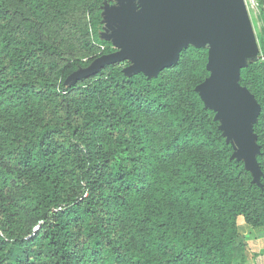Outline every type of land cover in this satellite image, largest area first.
Wrapping results in <instances>:
<instances>
[{
  "label": "trees",
  "instance_id": "1",
  "mask_svg": "<svg viewBox=\"0 0 264 264\" xmlns=\"http://www.w3.org/2000/svg\"><path fill=\"white\" fill-rule=\"evenodd\" d=\"M108 1L0 0V264H244L238 219L264 237V29L239 79L256 182L195 91L207 49L68 81L113 53Z\"/></svg>",
  "mask_w": 264,
  "mask_h": 264
},
{
  "label": "water",
  "instance_id": "2",
  "mask_svg": "<svg viewBox=\"0 0 264 264\" xmlns=\"http://www.w3.org/2000/svg\"><path fill=\"white\" fill-rule=\"evenodd\" d=\"M103 39L115 51L95 59L68 81L95 76L106 65L128 63L126 74L156 77L178 64L188 46L207 49L209 76L196 88L219 130L255 181L261 172L253 124L260 106L240 86V72L260 54L245 0H115L102 12Z\"/></svg>",
  "mask_w": 264,
  "mask_h": 264
},
{
  "label": "rangeland",
  "instance_id": "3",
  "mask_svg": "<svg viewBox=\"0 0 264 264\" xmlns=\"http://www.w3.org/2000/svg\"><path fill=\"white\" fill-rule=\"evenodd\" d=\"M245 2H246V7L248 10L249 17H250L251 23L253 25V28H255V31L259 33L261 29H264V27H263L264 22L261 18V15L259 14V9H258L256 3H254L252 0H245ZM108 4L109 5H115V0H109ZM104 28H105L104 24L102 23V28L99 32L101 38L105 33ZM111 48L115 51V48L112 45H111ZM260 57L261 56L259 54L258 56H256L254 58V60H258V59H260ZM122 66L126 68L128 66V63H122ZM240 219H241V222H240L239 228H238V232H239L240 236L247 237V238L257 236L256 235L258 233L257 230H253L250 226H248L247 224L244 223V220L242 218H240ZM245 231H247L246 234H245Z\"/></svg>",
  "mask_w": 264,
  "mask_h": 264
},
{
  "label": "crops",
  "instance_id": "4",
  "mask_svg": "<svg viewBox=\"0 0 264 264\" xmlns=\"http://www.w3.org/2000/svg\"><path fill=\"white\" fill-rule=\"evenodd\" d=\"M253 2L257 5L256 0H253ZM259 14L261 15L260 10ZM253 29L255 35H257L255 28ZM240 222L241 219H238V228ZM246 233L247 231H245V234ZM244 249L246 256V262L244 264H264V237L254 236L247 238L246 240H244Z\"/></svg>",
  "mask_w": 264,
  "mask_h": 264
},
{
  "label": "built area",
  "instance_id": "5",
  "mask_svg": "<svg viewBox=\"0 0 264 264\" xmlns=\"http://www.w3.org/2000/svg\"><path fill=\"white\" fill-rule=\"evenodd\" d=\"M253 1V0H252Z\"/></svg>",
  "mask_w": 264,
  "mask_h": 264
}]
</instances>
